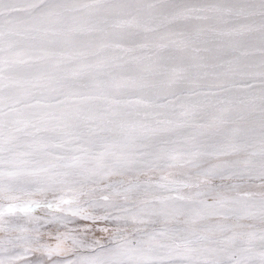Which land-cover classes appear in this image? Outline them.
I'll use <instances>...</instances> for the list:
<instances>
[{
	"label": "snow or ice",
	"instance_id": "snow-or-ice-1",
	"mask_svg": "<svg viewBox=\"0 0 264 264\" xmlns=\"http://www.w3.org/2000/svg\"><path fill=\"white\" fill-rule=\"evenodd\" d=\"M0 264H264V0H0Z\"/></svg>",
	"mask_w": 264,
	"mask_h": 264
}]
</instances>
